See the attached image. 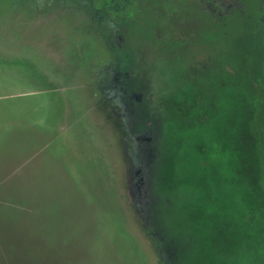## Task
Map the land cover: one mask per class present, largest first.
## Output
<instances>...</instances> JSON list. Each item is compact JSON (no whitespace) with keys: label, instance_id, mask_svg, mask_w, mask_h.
<instances>
[{"label":"rangeland","instance_id":"1","mask_svg":"<svg viewBox=\"0 0 264 264\" xmlns=\"http://www.w3.org/2000/svg\"><path fill=\"white\" fill-rule=\"evenodd\" d=\"M220 1L127 0L151 86L96 0H0V264H264V0Z\"/></svg>","mask_w":264,"mask_h":264},{"label":"trees","instance_id":"2","mask_svg":"<svg viewBox=\"0 0 264 264\" xmlns=\"http://www.w3.org/2000/svg\"><path fill=\"white\" fill-rule=\"evenodd\" d=\"M96 1L97 4H95V11L97 8L100 11L103 10L101 23L104 25V27H106V30L109 31L110 34H112V37L114 39L116 38L119 41V43L122 44L120 47L121 48L126 47L129 54H131L133 57L136 58V70L142 72V75L138 71L137 74H139V76H142L141 78L142 81L148 85L156 86L155 83L153 84L152 82H150V80L155 79L153 77H157L156 74L159 73L160 70V67L158 65H155V62L153 61L155 60L154 56H156L159 47L155 45L152 47H146L145 49L144 45L146 46L149 45H147V43L140 44L137 40V37L132 36L131 34L133 30L132 24L134 22H131L132 18L131 16H129V12L127 13V0H120L118 5L119 11L117 13V16L112 15L111 11L108 8V4L106 0H96ZM199 1H201L202 3H206L208 5H213L214 7L220 6L219 3H221L220 0H199ZM129 17L131 19L127 21V18ZM169 37L171 38L169 39V43L167 45H163L164 50L165 49L167 50L170 47L175 46L173 33L170 34ZM148 55L150 56V58L148 57ZM162 58H165V60H168L169 62L172 61L171 56H167V57L162 56ZM145 71L150 73L145 74ZM95 201L98 203V206L101 208L100 213L105 214L98 200L95 199Z\"/></svg>","mask_w":264,"mask_h":264}]
</instances>
